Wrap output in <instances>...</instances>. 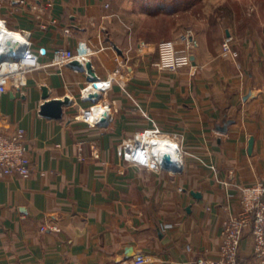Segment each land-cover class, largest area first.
Instances as JSON below:
<instances>
[{
    "label": "crops",
    "instance_id": "0c3cea01",
    "mask_svg": "<svg viewBox=\"0 0 264 264\" xmlns=\"http://www.w3.org/2000/svg\"><path fill=\"white\" fill-rule=\"evenodd\" d=\"M173 1L0 0L2 28L29 33L31 48L46 50L42 63L55 48L76 53L83 43L80 59L105 83L88 100L85 90L94 89L84 71L52 66L15 76L0 92V131L25 129L33 165L27 177L0 181V264H125L136 253L144 264L218 257L222 223L241 208L239 187L264 182V29H241L226 17L205 24L193 34L191 66L163 71L152 55L161 38L152 37L182 28L158 32L151 19L176 14L165 11ZM225 35L235 54L222 51ZM42 86L48 99L69 100L60 118L40 113ZM102 107L105 123L75 118ZM155 128L178 145V170L124 159L123 142ZM252 253L247 229L239 258Z\"/></svg>",
    "mask_w": 264,
    "mask_h": 264
},
{
    "label": "built area",
    "instance_id": "2783aa9c",
    "mask_svg": "<svg viewBox=\"0 0 264 264\" xmlns=\"http://www.w3.org/2000/svg\"><path fill=\"white\" fill-rule=\"evenodd\" d=\"M18 2L24 3L25 0H18ZM37 18H40V15H37ZM0 24L3 26L5 20H0ZM5 31L2 27L0 28V52L4 49L3 41L11 34ZM29 38L30 34L26 32H23L20 36V40L23 43L13 38L15 42L21 44L16 58L0 60V92L6 91L8 81L15 76L18 77L30 71L45 67L69 66L74 59L82 61L80 58H85L88 52V48L83 47V43H79L76 48V53H70L66 48L58 47L53 49L51 61L49 63H42L40 57L45 55V48L41 47L37 51H34L31 48ZM232 40L233 37L231 35L225 36L222 42L223 52L235 54L232 49ZM178 42L183 45L178 47ZM196 43V40L188 34L182 35L179 41L169 39L160 40L156 45L159 56V69L177 72L180 69L190 67L192 64L193 49ZM141 45L142 43L139 44V46ZM101 82L104 84L103 87H105L104 81ZM91 92H94V90L87 91V94L83 97L88 100L95 99V96H90ZM103 108L105 109V107ZM92 112H94L92 109H82L75 118L83 120L90 125L104 123L103 119L106 120L107 111L104 110L101 115L92 114ZM149 132L155 136L161 135L158 128L150 131L144 130L143 132L135 134L133 140L124 141L120 150L124 159L129 163L159 170L163 167V164L161 162L150 163L147 156L149 150L151 151L153 148V144L147 140L138 139L140 134ZM169 144L165 145V151L171 155L177 165L179 160L178 155L180 154L178 145L174 143ZM175 153L178 155L173 157ZM139 157L142 159H138ZM32 170L33 165L28 155L25 129L21 126H16L10 132L0 131V181L3 177L12 174L27 177L31 174ZM239 191L241 208L238 213L229 216L222 223L218 257L216 259L198 257L195 259L194 264H264V182L257 180L252 184L240 186ZM247 229L250 230L252 236L253 253L249 260L244 261L239 258V248L243 234ZM41 230H57V226L43 225L41 226ZM125 262V264H144L146 259L143 254L136 253L131 259Z\"/></svg>",
    "mask_w": 264,
    "mask_h": 264
},
{
    "label": "rangeland",
    "instance_id": "374dc122",
    "mask_svg": "<svg viewBox=\"0 0 264 264\" xmlns=\"http://www.w3.org/2000/svg\"><path fill=\"white\" fill-rule=\"evenodd\" d=\"M167 1L170 2V0ZM164 6L165 11L167 10V12H173V10H175L176 14L168 13L165 14V16H162L164 18L151 19V24H153L155 31H166L168 33L169 26L175 25H180L179 28L182 29L178 32V35H166L163 37L154 35L152 38L155 39L161 38V40L169 39L173 41H179L180 37L186 34L195 39L193 34H195L196 28L200 29L203 25L214 23V21L222 23L224 17L228 18L229 22H234L236 26L241 29L243 27L247 28L248 26H255L259 28L258 30L264 29V0H178L177 3L173 1L170 4H166ZM189 16H192V19H190ZM195 17L197 19H193ZM219 17L220 21L217 19ZM225 36L221 40V48ZM140 43H143V41H140ZM182 45L183 44L180 42L177 44L178 47H181ZM196 46L197 43L193 49V52ZM144 49L146 50L147 48ZM141 50L142 49H139V51ZM152 53L153 57L155 58V55L158 54L157 47L155 50H153L152 47Z\"/></svg>",
    "mask_w": 264,
    "mask_h": 264
},
{
    "label": "water",
    "instance_id": "95a60500",
    "mask_svg": "<svg viewBox=\"0 0 264 264\" xmlns=\"http://www.w3.org/2000/svg\"><path fill=\"white\" fill-rule=\"evenodd\" d=\"M3 47L4 49L0 52V60L5 58H16V55L18 54L17 51L21 48V44L18 42H15L13 37L11 35H8L5 40L3 41ZM118 51L121 53V51L118 49ZM193 58V57H192ZM69 67L75 68L79 71H84L86 73V81L91 82L92 87L96 89H102L103 83L99 80L97 74L92 68V63L90 60H86L84 62L80 61L79 59H74L71 61ZM42 97L44 98L43 103L40 106V113L45 116H50L53 118H60L63 113V107L67 103H69V100L66 99V101L59 99V98H52L48 99V91L46 86H42ZM90 96H98V92L94 91L90 93ZM105 119H103V122L105 123ZM249 148L251 149V143L249 144ZM164 163L163 167L170 170H178L176 166V162L172 159L171 155L169 153H165L163 155ZM195 196H199V193L193 192ZM189 210V208H187Z\"/></svg>",
    "mask_w": 264,
    "mask_h": 264
},
{
    "label": "bare ground",
    "instance_id": "6f19581e",
    "mask_svg": "<svg viewBox=\"0 0 264 264\" xmlns=\"http://www.w3.org/2000/svg\"><path fill=\"white\" fill-rule=\"evenodd\" d=\"M1 27H2V25L0 24V28ZM10 35L13 36L14 39L20 38V34L19 33H11ZM90 88L94 89V91H98L96 88L92 87L91 83H90V86H89L88 89H90ZM87 91L88 90H85V94L87 93ZM61 99L65 101V99H63V98H61ZM104 110L105 109L102 107V108L93 110L94 112H92V114L101 115V113H103ZM138 139L139 140H141V139L147 140V141H149V142H151L153 144V146H152L153 148L151 149V151L149 150V152L147 154L150 163H152V162L153 163H160L161 162L163 164L165 162L164 159H162L164 153L166 152L165 151L166 150L165 145H170L169 143H171V142H169L170 140H168V138H166V137L160 138V135L155 136V135H153V134H151L149 132V133H146V134H140L138 136ZM131 140H133V137L131 138ZM131 140L129 139L128 141H131ZM150 152H151V156H150ZM177 155L178 154L175 153V154H173V157H176ZM150 157H151V159H150ZM138 159L141 160L142 158L139 157Z\"/></svg>",
    "mask_w": 264,
    "mask_h": 264
}]
</instances>
